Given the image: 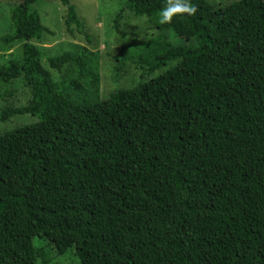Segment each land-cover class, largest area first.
I'll use <instances>...</instances> for the list:
<instances>
[{
    "label": "trees",
    "instance_id": "trees-1",
    "mask_svg": "<svg viewBox=\"0 0 264 264\" xmlns=\"http://www.w3.org/2000/svg\"><path fill=\"white\" fill-rule=\"evenodd\" d=\"M46 1L9 10L23 45L0 81L29 83V99L0 122L37 120L0 129V264H49L43 242L78 264H264V0H126L115 30L125 11L179 1L197 40L159 56L156 68L177 62L166 71L88 102L52 88L70 63L76 84L92 79L85 46L45 53ZM54 1L90 41L74 0Z\"/></svg>",
    "mask_w": 264,
    "mask_h": 264
},
{
    "label": "rangeland",
    "instance_id": "rangeland-1",
    "mask_svg": "<svg viewBox=\"0 0 264 264\" xmlns=\"http://www.w3.org/2000/svg\"><path fill=\"white\" fill-rule=\"evenodd\" d=\"M125 1H73L90 41L78 34L74 25L67 28L66 8L59 2L46 1L38 8L42 24L50 32L44 35L42 41L48 56L73 51L79 45L85 46L88 50L87 70L92 84L79 80L85 83L77 82V86L74 82V65L70 63L64 69L54 72L53 90L58 86L67 85L74 88L76 93L74 97L81 96L84 92L81 102L84 100L88 102L92 97L98 100L104 99L115 90L132 88L173 67L177 62L168 63L160 68L154 67V63L159 56L174 48L179 42L184 41L187 44L196 42V33L190 25L192 14L178 10L175 6L183 5L179 1L171 2L164 12L152 17L134 18L125 11L118 30H115L112 26L114 15ZM211 1L218 6L219 0ZM221 1H223L221 4L227 3L226 0ZM17 4L18 0H0V71L7 63L19 62L21 57L23 41L17 37L11 39L7 34L10 24L9 10ZM169 18L173 19L166 29H157ZM42 65L48 69L45 61H42ZM28 89L29 83L21 79L0 81V109L5 105H24L29 99ZM86 89L91 93L85 97ZM72 104L76 106V100ZM36 120L29 115L16 116L8 123L0 122V129L5 131L15 128L18 124H28ZM41 246L49 259V264H78L72 251L58 256L53 247L46 242L41 243Z\"/></svg>",
    "mask_w": 264,
    "mask_h": 264
},
{
    "label": "clouds",
    "instance_id": "clouds-1",
    "mask_svg": "<svg viewBox=\"0 0 264 264\" xmlns=\"http://www.w3.org/2000/svg\"><path fill=\"white\" fill-rule=\"evenodd\" d=\"M178 10H182V11H186V12H189V14L194 11L195 9L194 8H190L188 7L186 4L185 5H177L175 6Z\"/></svg>",
    "mask_w": 264,
    "mask_h": 264
}]
</instances>
